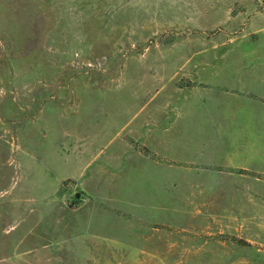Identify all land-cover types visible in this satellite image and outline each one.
I'll list each match as a JSON object with an SVG mask.
<instances>
[{
  "label": "rangeland",
  "instance_id": "374dc122",
  "mask_svg": "<svg viewBox=\"0 0 264 264\" xmlns=\"http://www.w3.org/2000/svg\"><path fill=\"white\" fill-rule=\"evenodd\" d=\"M0 264H264V0H0Z\"/></svg>",
  "mask_w": 264,
  "mask_h": 264
},
{
  "label": "water",
  "instance_id": "95a60500",
  "mask_svg": "<svg viewBox=\"0 0 264 264\" xmlns=\"http://www.w3.org/2000/svg\"><path fill=\"white\" fill-rule=\"evenodd\" d=\"M76 198H79V194H76V196H75Z\"/></svg>",
  "mask_w": 264,
  "mask_h": 264
}]
</instances>
